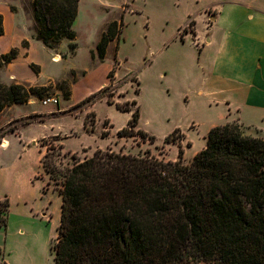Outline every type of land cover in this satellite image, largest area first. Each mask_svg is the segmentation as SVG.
<instances>
[{"label": "rangeland", "instance_id": "374dc122", "mask_svg": "<svg viewBox=\"0 0 264 264\" xmlns=\"http://www.w3.org/2000/svg\"><path fill=\"white\" fill-rule=\"evenodd\" d=\"M219 1L79 0L75 37L46 46L37 37L33 0H0V85L19 84L27 91L24 100L0 110V199L7 196L10 203L9 211L0 206V220L7 218L0 225V264H56L51 246L57 238L62 177L44 170V153L60 169L97 148L132 155L148 151L171 160L179 150L172 144L180 136L174 129L187 132L195 121L197 132L190 135L201 137L207 113L190 92L200 83L189 67L199 52L188 35L187 43L179 41L177 27L190 12L204 31L203 10ZM121 16L122 31L100 61L95 46L101 32ZM3 55L10 60L1 62ZM133 99L140 109L137 128L153 135L154 142L117 134L131 113L115 104L128 103L134 110Z\"/></svg>", "mask_w": 264, "mask_h": 264}, {"label": "trees", "instance_id": "16d2710c", "mask_svg": "<svg viewBox=\"0 0 264 264\" xmlns=\"http://www.w3.org/2000/svg\"><path fill=\"white\" fill-rule=\"evenodd\" d=\"M78 2L33 0L36 33L43 44L75 37ZM122 17L109 20L101 32L95 46L100 61L122 31ZM9 60L3 55L1 62ZM0 97L1 110L8 102L24 100L27 91L19 84L0 85ZM130 104L136 108L115 104L131 113L117 134L154 142L153 135L137 128V100ZM205 141L187 164L181 147L177 160H162L148 151L132 155L97 148L61 169L44 153V170L62 177L57 238L51 246L55 263L264 264V138L245 135L238 123H225L211 127ZM1 205L9 211L7 196Z\"/></svg>", "mask_w": 264, "mask_h": 264}, {"label": "crops", "instance_id": "0c3cea01", "mask_svg": "<svg viewBox=\"0 0 264 264\" xmlns=\"http://www.w3.org/2000/svg\"><path fill=\"white\" fill-rule=\"evenodd\" d=\"M186 15L182 17L183 26L177 27V38L185 44L188 35L189 44L199 52L197 61L189 67L194 68L200 85L190 92L203 105L208 120L198 139L190 135L191 131L197 132V122L192 121L187 132L176 128L180 136L172 144L182 148L181 160L185 164L205 147V136L211 127L238 123L252 136H264V3L220 0L203 10L204 31L198 30V21L190 12ZM189 20L191 28H185ZM184 73L189 80L185 70ZM4 142L6 145L7 140ZM170 159L177 160V154Z\"/></svg>", "mask_w": 264, "mask_h": 264}, {"label": "built area", "instance_id": "2783aa9c", "mask_svg": "<svg viewBox=\"0 0 264 264\" xmlns=\"http://www.w3.org/2000/svg\"><path fill=\"white\" fill-rule=\"evenodd\" d=\"M181 33L183 34V30H182V31H180V34H181ZM50 100H51V99H49V100H45V101H43V103L50 102Z\"/></svg>", "mask_w": 264, "mask_h": 264}, {"label": "bare ground", "instance_id": "6f19581e", "mask_svg": "<svg viewBox=\"0 0 264 264\" xmlns=\"http://www.w3.org/2000/svg\"><path fill=\"white\" fill-rule=\"evenodd\" d=\"M5 143V142H4Z\"/></svg>", "mask_w": 264, "mask_h": 264}]
</instances>
